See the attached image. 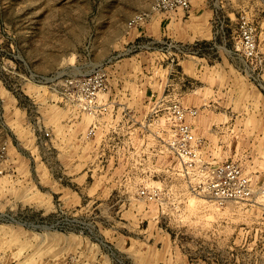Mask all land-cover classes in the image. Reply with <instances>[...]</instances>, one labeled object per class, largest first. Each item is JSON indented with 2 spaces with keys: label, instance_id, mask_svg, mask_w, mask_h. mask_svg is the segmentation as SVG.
Wrapping results in <instances>:
<instances>
[{
  "label": "rangeland",
  "instance_id": "1",
  "mask_svg": "<svg viewBox=\"0 0 264 264\" xmlns=\"http://www.w3.org/2000/svg\"><path fill=\"white\" fill-rule=\"evenodd\" d=\"M154 1L0 0V264H264V197L194 194L163 140L173 103L197 108L205 160L264 179V0L167 13ZM203 2L213 39H182L163 19L188 28ZM99 70L103 118L70 83Z\"/></svg>",
  "mask_w": 264,
  "mask_h": 264
},
{
  "label": "built area",
  "instance_id": "2",
  "mask_svg": "<svg viewBox=\"0 0 264 264\" xmlns=\"http://www.w3.org/2000/svg\"><path fill=\"white\" fill-rule=\"evenodd\" d=\"M191 9V0H155L154 12H178ZM150 13L138 16V19L149 20ZM224 30V25H222ZM222 30V31H223ZM242 43L248 52L256 49V28L242 17L240 20ZM106 74L102 71H94L80 74L72 80V95L85 111L90 112L96 118H103L110 113L109 104L101 99V93L108 89ZM170 121L172 135L163 139L171 154L181 165L182 172L187 175L190 190L200 196L210 197L219 204L226 202H250L254 203L264 197V179L259 183L247 172L243 165L237 161L211 163L205 160L202 154V139L197 137L191 118L197 117V108H184L175 102L170 107ZM100 122L91 127L89 135L97 136ZM51 137L50 132L45 133ZM2 172V171H1ZM156 192V191H155ZM141 194L148 196L147 190Z\"/></svg>",
  "mask_w": 264,
  "mask_h": 264
},
{
  "label": "crops",
  "instance_id": "3",
  "mask_svg": "<svg viewBox=\"0 0 264 264\" xmlns=\"http://www.w3.org/2000/svg\"><path fill=\"white\" fill-rule=\"evenodd\" d=\"M208 4L205 2L198 4L197 7L193 10L192 14L189 16L190 20L192 21L193 25L189 26L188 28L185 27V22L179 16H165L163 19H166L165 22H169L168 26L173 25L175 35L180 38L184 39H197L199 35L203 34L204 29L207 28V25L202 22L203 19L207 18L210 21L214 18V10H209ZM187 26V25H186ZM185 27V28H184ZM209 29V28H208ZM208 37L211 39L214 38V32L212 30V26L210 27L209 32H204ZM117 71V70H116ZM117 88V81L113 78L110 82V90L111 92L115 91Z\"/></svg>",
  "mask_w": 264,
  "mask_h": 264
}]
</instances>
